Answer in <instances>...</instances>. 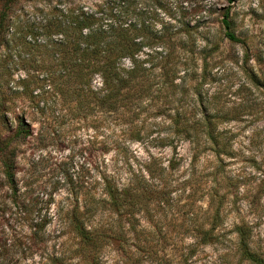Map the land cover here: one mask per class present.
<instances>
[{
	"label": "rangeland",
	"instance_id": "obj_1",
	"mask_svg": "<svg viewBox=\"0 0 264 264\" xmlns=\"http://www.w3.org/2000/svg\"><path fill=\"white\" fill-rule=\"evenodd\" d=\"M109 3L0 0V11L9 9V26L1 35H63L55 33L56 16L106 9ZM127 5L135 11L129 22L142 26L140 35L171 37L177 44L187 39V53L193 51L199 66L179 74L186 77L185 92L179 88L176 96L180 101L144 99L112 113L27 116L33 136L13 144V184L0 164V239L28 235L31 218L48 216L50 223L35 259L14 258L9 264H37L40 255L60 258L44 264H156L153 252L171 264H252L240 258L234 230L237 224L250 226L251 246L264 253V0H127ZM227 10L243 42L225 36ZM154 49L162 48L145 46L142 52ZM9 52L0 49V104L6 109L0 140L14 132L15 113L28 111L14 93L18 79L39 65L17 66ZM210 52L205 67L201 57ZM176 115L217 122V145L206 135L198 144L179 138L164 143ZM104 181L119 191L138 186L139 197L126 198L136 205L134 216H121L101 195ZM74 212L90 217L91 227L126 231L129 241L121 236L81 243L69 222ZM134 227L137 239L129 231ZM207 231L216 235L210 242Z\"/></svg>",
	"mask_w": 264,
	"mask_h": 264
},
{
	"label": "trees",
	"instance_id": "obj_2",
	"mask_svg": "<svg viewBox=\"0 0 264 264\" xmlns=\"http://www.w3.org/2000/svg\"><path fill=\"white\" fill-rule=\"evenodd\" d=\"M128 7L127 0H111L106 9L63 12L54 18L53 26L55 33L63 35H1L9 26V9L4 6L0 11V49L6 46L10 51L9 56L17 66L26 67L29 63L40 65L30 68L26 71V77L18 79L14 93L24 105L28 104V111L15 113L14 132L8 138L0 140V164L10 184L14 183L15 178L16 153L13 144H20L33 136L32 124L27 120V116H41L47 111L84 115L97 111L112 113L121 107L130 110L132 105L141 103L144 99L170 100L171 97L177 96L179 88L182 93L185 92L183 88L186 77H179V74L184 72L187 76L191 66H199L193 51H188L190 55L187 53L189 41L180 38L177 44L171 37L140 35L142 26L138 27L139 21L133 24L129 22L130 15L135 11L130 13ZM138 15L139 13H136V16ZM64 21L68 23L64 24ZM222 24L226 30L225 36L231 42H243L232 30L229 10L223 13ZM55 36L61 38L56 39ZM145 46H158L162 49L143 53ZM141 54L146 58L142 59ZM211 54L210 52L201 57L205 67L209 64L208 58ZM201 78L204 80L206 76ZM177 97L176 101H180ZM5 111L4 104L1 103L2 123L6 121ZM216 129L217 122L211 118L190 122L187 118L182 119L176 115L170 122V135L164 143L179 138L198 144L202 136L206 135L217 145ZM220 151L217 150V155ZM171 163L173 162H170L172 166ZM149 168L146 167V171L154 178L155 172ZM104 183L101 195L108 196L111 205L121 216H134L132 210L136 205L126 198L139 197L138 186H129L119 191L108 181ZM122 206H125V210ZM20 211L27 216L23 207ZM85 216L74 212L69 219L72 232L81 243L97 244L101 240L119 239L121 236L123 241H129L126 231L112 228L105 230L99 225L96 228L91 227L87 225L90 217ZM49 220L48 216L31 218L27 224L31 229L28 235L17 233L9 241L0 239V264H9L14 258L35 259L34 254L41 250L46 240L45 231ZM126 220L128 222L130 217H126ZM129 231H133L134 238H138L139 231L135 227ZM234 231L237 234L236 248L240 258L252 264H264V253H259L251 246V227L241 223L235 225ZM61 235H56L54 239L59 240ZM204 236L208 242L216 237L211 231L204 232ZM148 254L151 256V253ZM153 254L156 264H171L158 257L157 252ZM44 259L55 263L60 258L56 255H40L37 264H44Z\"/></svg>",
	"mask_w": 264,
	"mask_h": 264
}]
</instances>
